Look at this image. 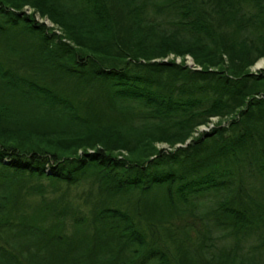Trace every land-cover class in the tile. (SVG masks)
Masks as SVG:
<instances>
[{"label": "trees", "instance_id": "1", "mask_svg": "<svg viewBox=\"0 0 264 264\" xmlns=\"http://www.w3.org/2000/svg\"><path fill=\"white\" fill-rule=\"evenodd\" d=\"M262 56L264 0H0V264H264Z\"/></svg>", "mask_w": 264, "mask_h": 264}, {"label": "rangeland", "instance_id": "2", "mask_svg": "<svg viewBox=\"0 0 264 264\" xmlns=\"http://www.w3.org/2000/svg\"><path fill=\"white\" fill-rule=\"evenodd\" d=\"M33 14L34 15H36V14H39L36 10H34L33 9ZM40 15V14H39ZM38 16V15H37ZM42 19H45V17L44 16H42ZM36 20V19H35ZM38 20V19H37ZM39 21V20H38ZM50 24H47V27H50V28H53L54 29V31H56L57 33H61L60 32V30L50 21V20H47ZM260 58H264V56H262V57H260ZM157 59H161V58H157ZM162 59H164V60H166V59H174V60H176V61H180L181 59L179 58V56H174L173 54H168L167 56H165V57H163ZM184 61H185V63L187 64L188 62H191L192 61V59L188 56V55H186L185 57H184ZM255 62V61H254ZM193 63V62H192ZM194 64V63H193ZM193 64L191 65L192 67H190V68H193V67H195V68H200V67H197V66H193ZM254 64V63H253ZM253 64L252 65H250L249 67H248V70L249 71H252V72H255L256 70H259V69H263L264 68V65L262 66V67H260V68H254L253 67ZM195 65V64H194ZM234 117V115L233 114H229V115H227V116H223V117H221V118H217V120H215L214 121V125H217V124H220L221 126L223 125V126H226L227 125V123L229 122V120L231 119V118H233ZM194 131V130H193ZM200 135V134H199ZM193 136V135H192ZM156 145H157V147H164L165 145H164V143H156ZM79 151V150H78ZM123 154V153H122ZM47 183V182H46ZM258 186V182H256V187ZM47 188H48V186H47ZM51 190V188H49L47 191H50ZM82 193V192H81ZM80 193V194H81ZM71 194L72 195H75L74 194V192L73 191H71ZM50 195V194H49ZM59 195V193L57 194V196ZM24 197H23V200L25 201V200H27L26 199V193L23 195ZM27 198H29V199H31V198H33V195L32 196H30V195H28V197ZM21 200H22V198H21ZM32 213V210H30V214ZM216 243L217 244H221V243H223V241L222 240H216Z\"/></svg>", "mask_w": 264, "mask_h": 264}, {"label": "built area", "instance_id": "3", "mask_svg": "<svg viewBox=\"0 0 264 264\" xmlns=\"http://www.w3.org/2000/svg\"><path fill=\"white\" fill-rule=\"evenodd\" d=\"M24 9H25L26 12H30V11H31V9L28 8L27 6H25ZM35 17H36L37 19L41 20L40 18H38L37 14L35 15ZM197 67H198V66H197ZM217 118H218L217 116H212V117H210V119H209L207 122H205V123H203V124H199V125L194 129V131L192 132V135H193V136H196V135H198L199 133H201V132H203V131H208V130H210V129L214 126V121L217 120ZM187 140H189V139H187Z\"/></svg>", "mask_w": 264, "mask_h": 264}, {"label": "bare ground", "instance_id": "4", "mask_svg": "<svg viewBox=\"0 0 264 264\" xmlns=\"http://www.w3.org/2000/svg\"><path fill=\"white\" fill-rule=\"evenodd\" d=\"M264 65V58H259L257 59L254 64H253V67L254 68H260Z\"/></svg>", "mask_w": 264, "mask_h": 264}]
</instances>
